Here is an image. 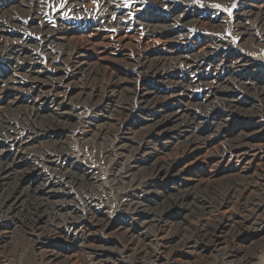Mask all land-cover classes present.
<instances>
[{"label": "rangeland", "instance_id": "1", "mask_svg": "<svg viewBox=\"0 0 264 264\" xmlns=\"http://www.w3.org/2000/svg\"><path fill=\"white\" fill-rule=\"evenodd\" d=\"M19 1L21 3H19ZM24 1L27 2L32 0ZM24 1L0 0V15L4 18L3 21H6L7 18L8 20L12 19L13 21L12 24H9V29L5 31L6 39L4 40V45H1L0 47L1 76H3L5 80L8 79L7 81L12 85L14 82H18L25 77V69L21 64L27 65L30 62L39 61L38 63L41 65H47L46 67H48V71L43 72L42 79L43 81H48V79L51 80L52 78L51 73H55L53 70L55 65H52V63L48 65V63L50 61L54 62L55 59L53 58H55L59 52L63 51L66 45L71 43L70 45L78 46L83 50L84 55L81 59L83 62H81L82 65H79L82 66L81 70L78 69L79 66H73L71 63H68L69 65L67 64V66L65 63L62 64V62L58 61L59 66L62 65L64 67L58 71L57 78H59V76H62L63 78L64 75L70 77L72 81H69L70 85L68 86H70L69 89L73 92V101H71L66 107L70 114V119H68L66 127L63 128L64 131L62 134L64 137L62 138V141L64 140L65 146L82 154L81 159L77 162L79 165H82L83 168H88V170L93 169L95 173L93 175L92 184L89 182L79 183L74 179L64 180L61 185H57L56 189L54 188L55 191L50 198L45 197L44 199L42 196H39V194H26L20 201L19 209L15 214H12V216L14 215L13 217H6L7 215L3 217V215L0 214V264H50L51 261L49 262L47 258L50 259L49 256L51 255L55 258L53 264H92L93 260L91 259L93 257L90 254V249L86 245H80V242H78L80 239H88L96 246L100 244L106 245L111 247V250L118 251L123 245L128 244V241L126 240L128 238L124 239L125 234L129 236L130 233H137L142 228L140 219H144L140 218V215L138 217L140 218L138 219V222L136 221L134 223L132 220L133 213H142V216H145L149 213H162V211H164L163 213L169 214L170 222L175 224L178 223L184 214L188 213L190 210H194L195 213H206L205 216H208L209 213H220V211H227L228 209L230 213L235 215V213L239 212L236 207L234 208V203L229 202L228 204L221 206L223 194L228 187L241 185L247 182L251 183L249 186L250 191L247 193L248 197L246 196L249 200H243L245 202L242 201L240 203V208L243 210V213L245 211V206L247 208L250 207L249 210H253V213H259L260 208L262 209L264 207V193L261 186L264 182L263 157L262 155H251V150H254V145L250 146V148L247 147L250 150V154H243L244 156L241 155L242 153L240 154L241 156H237L238 153H234L235 150L233 148V145L241 140L238 137L243 134L246 136L248 135V137L252 139L251 144H258L261 138L264 141V115L262 118L260 115H255L256 117L249 115L252 112L262 110V106H264L258 91H255L257 88H239L237 85L238 81H236L235 87L233 86L234 80L237 79L251 83L252 74H250L249 71H246L245 73L243 72V74L242 72L238 73V77L241 78L232 77V81H230V86L232 85L234 88L231 90L227 89V91L224 92L221 91L229 95H231L229 92H232L234 99L236 98L232 101L233 106L230 108L228 101L226 102L224 97L219 96L218 93H211V98L206 99L208 88L203 86L199 88L191 87L190 91L193 92L194 98L189 102L181 103L179 100L174 101L168 97V92L171 90L170 88H172L168 77H171L170 79L176 81L182 80L189 82L191 81L190 78L193 79L194 76L199 77L204 76L205 74H212L215 76L218 75L219 78H222L225 76V72L228 74L230 73V68L223 72L216 69V63H218L216 61L222 58L223 53L217 57L216 53L218 51L216 52L215 47L210 46L206 49V55H208L209 59L212 61H208V65L205 66L201 72L197 71V73L193 70H188L186 67H181L177 69V74H173V76L171 74L172 70H167L166 75L170 76L157 78L156 75L153 74V70L147 69V66L151 65V60L148 65L144 64L146 57L151 56V58H157L161 56V54H164V56L171 55L172 53H169L170 48H178L182 55L199 54L201 48L203 49V46L205 47L207 42L211 43V38L214 37V35L217 36L224 34L230 30L231 24L237 19L236 13L240 9L237 4L238 0H200V3L206 2L211 4L210 8H207L203 4H197L199 3V0H176V2H178L177 5L181 8L188 6L193 8L194 6L195 8L193 10L196 9V12L194 13V15H196L194 17L196 22H193V26H191L192 24L190 23L186 25V33H181L182 35H179L177 30L173 28L172 22L174 23V20L171 19L172 10L154 4L142 3L140 0H112L110 1V5L112 6L113 11L105 12L106 14L103 13L104 15L101 12V6L103 4L101 0H79V2H74L72 6H69L67 3L62 5L63 0H48L50 2V9L39 10L38 15L39 17L43 16V19L47 21L51 19V23L57 25L59 29L55 31L53 35L54 37L52 40L54 41L47 47L39 44L41 37L39 36V29L37 28L38 21L32 19L33 21H29L30 24L26 23L28 22L26 21L28 13L26 14L25 12L27 4L22 3ZM263 1L264 0H250L252 5L248 4V7L249 9L252 8L251 13L246 16L245 20H240L241 24H246L248 27L255 28L256 25L260 26L261 23H264L262 22L264 21V8L261 6ZM67 6L68 8H66ZM55 7H57V10L59 11L56 16L52 14V10L56 9ZM114 9H118V14L121 18L120 22L113 19L114 15H112V12L115 13ZM101 14L105 16L104 19L99 18ZM214 14L215 16L217 15V18L213 17ZM98 18L100 20H98ZM110 18L113 19L114 22L110 21ZM218 18L222 20L220 24ZM108 20L112 23H108ZM147 21L151 23L157 21V25H155L156 27L160 26L159 28L169 26V30L173 31L174 34L172 36L160 35L161 30H156L159 31V33H154V28L147 29L144 25H141L143 22ZM126 22L128 24H126ZM171 27L172 29H170ZM189 27L192 31L189 30ZM193 30L195 36L189 38V34H192ZM116 31L119 33L117 34ZM197 32H200V34ZM255 33H257V31L253 34L255 35ZM111 34L114 36H111ZM26 35L30 38L29 41L26 39ZM254 35L244 34L238 44L232 43L224 49L231 55L241 54L243 51L250 54L255 52L254 54L256 55L259 53L258 55L264 56V42L258 44V41L252 38ZM24 39L27 40V48L22 57L12 60L9 57L12 55V51H6V53L2 52L6 46L11 45L10 43L21 44L22 41V43H25ZM198 50L199 52H197ZM206 51L204 50L203 52ZM203 52L200 54H204ZM261 66L264 67V63ZM67 71L70 72L68 73ZM255 75L257 78H263L264 71H257ZM231 76L227 77L230 78ZM79 78L80 80H78ZM102 83L103 86H101ZM192 84H195V82ZM112 86L113 88H110ZM227 86H229V84ZM112 89L116 90L113 91ZM25 92L27 91L25 90ZM62 98L63 94L58 96L54 103L50 100L46 102V116L50 117L51 109L58 107V105L63 102L60 103V101L64 100V98ZM213 98L214 100H212ZM154 101L156 102L155 105ZM86 104L88 107L85 106ZM157 104L161 107L156 108ZM179 106H183L184 109L188 110V121H191L195 117V123H193V126L190 128V130H194V132L196 131V134L200 138L197 140V145L194 148L195 150L193 149L191 152H184L189 149H184L183 145L180 143V138L182 139L185 133H180L176 123H172V125H170L172 131L160 129L155 132V139L150 142V149H148L147 153H144V155L137 156V151L133 148L134 150L131 149L129 152H126L125 155L127 158L125 157L121 162L115 163L104 158L103 150L109 145H112L119 134L122 135L121 137L124 142L133 143L134 141H140L141 138L145 136V131L152 126L154 120L156 118L159 119V113L169 114L176 108L178 109ZM139 107H141V109ZM81 108L83 109V113ZM2 111L4 113L5 110L1 109V112ZM205 111L206 115L204 113ZM9 115L13 117L15 114ZM123 119L128 121V125L125 126L126 128L121 133V131L119 132V128L121 122L124 121ZM261 128H263L262 131ZM220 130L223 133H221ZM77 134L78 136H75ZM3 135L4 133L1 132L0 138H2ZM236 135L238 136L236 137ZM132 138L134 140H132ZM85 139H88L89 141H86ZM1 143L2 141L0 139V145ZM45 146L46 145H42V149H47ZM40 156L41 159L37 158ZM136 157H138V159H136ZM23 158L22 167L17 170L18 174L27 172L30 176L31 171L34 169V165H37L42 169V172L38 171L40 173L36 170V172L34 170L32 172L33 176L31 178L34 177L36 180V187L43 188L41 186H43L45 182L47 183L48 179L62 180L59 174H56L52 168H49L50 166H48L47 163L42 161V153L41 155L36 152L31 154L24 153ZM172 161H174L177 166L183 167L184 173L181 177H169L166 180H160L151 176V169L155 166L154 163H170ZM16 175L17 174L14 173L11 174V178L15 177L16 179ZM40 182H42V185ZM13 184V182L11 184L10 178L0 183V213H2L1 204H3L4 200L7 198V194L9 195L12 192ZM142 188L143 190H141ZM177 192L179 193L177 194ZM140 202L144 204H141ZM144 207L147 209H143ZM133 208L137 209L135 210ZM137 210H139V212H137ZM56 211L61 213V219H78L83 217V214L85 213L96 212L101 215V218H105V221L109 222V225L105 230L99 232L84 228L83 231L79 232L76 236L77 239H74L72 236L66 239L60 235L57 237L56 227L61 223L60 217L55 218L52 214V216H48V222L44 221L43 226L47 225L46 227L50 228L52 231L48 230L45 235L41 233L42 230H34L25 222V220H28L31 217H36L37 215L47 216L49 213H54ZM261 222H264V219L261 220ZM153 224L154 222H148L147 225L150 234L155 231ZM260 227H263V229H261L262 233L260 232L261 234L254 229H251V232L249 230L247 231L244 227L239 229L240 231L235 227L227 228L223 232L232 246L230 248L229 246L228 248L225 246L221 249L212 248L205 253L204 257L195 261V264H264V223ZM128 228H130L131 231H128ZM147 229H144L145 233L148 232ZM126 232H129V234ZM195 236L196 240V238H198L196 233ZM205 243L206 241L203 240L200 241L199 245H206ZM176 248L179 249L180 247L176 246L175 243H171L169 250H174L173 252H176ZM238 249H241L243 252H241L238 257L236 256L235 258H232V260H234L233 263L228 262L226 258H228L230 254L235 255L238 252ZM55 254H58V258L55 257ZM120 256L123 260H115L112 258L107 264H129V257H126V255L123 254Z\"/></svg>", "mask_w": 264, "mask_h": 264}, {"label": "bare ground", "instance_id": "2", "mask_svg": "<svg viewBox=\"0 0 264 264\" xmlns=\"http://www.w3.org/2000/svg\"><path fill=\"white\" fill-rule=\"evenodd\" d=\"M49 1L48 0H32V1H27V2L24 1V2H22V3H26L27 4V8L25 9V12H26V14L28 13L27 14L28 17L26 18L27 19L26 21H28V22H26V23L30 24L29 21L32 20V19H35V20L38 21L37 28L39 29V36L41 37V41H40L39 44H42L44 47L49 46L54 41V40H52L53 37H54L53 35H54L55 31H57L59 29L57 25L51 23V21H50L51 19L49 21H47V20L43 19V16L39 17V15H38L39 10H45V9L49 8V6H50V2ZM110 1H112V0H101V2L103 3V4L101 3L102 4V6H101L102 7V9H101L102 10L101 11L102 14L103 13L106 14L107 12H110L112 10V6L110 5L111 4ZM140 1L142 3H148V4H151V5L154 4V5H157L159 7H164V8L172 10L171 19L174 20V23L172 22L173 28H175L177 30L179 35L181 33L185 32V27L189 23L192 24L191 26H193V22L195 21L194 17L196 16V15H194V13L196 12V9L193 10L195 8L194 6H193V8L190 7V6L181 8L179 5H177L178 2H176V0H140ZM74 2H79V0H63L62 1V5L64 3H67L69 6H72L74 4ZM249 2H250V0H238L237 4L240 7V9L236 13L237 19L235 20L234 23L231 24L230 30L227 33H224V34H220V35H217V36L214 35V37L211 38V43L207 42L205 47L203 46V49L201 48V50H200L201 52H203L204 50L206 51V49H208L210 46H213V47H215L216 52L218 51L217 52L218 54L216 53L217 57H219L223 53L222 58L220 60L216 61L218 63H216L215 67H216V69H218V70H220L222 72L224 70L230 68L231 69L230 73L228 74V73L225 72L224 73L225 76H223L222 78H219L218 75L215 76V75H212V74H205L204 76H199V77L196 76L197 78L194 76L193 79L190 78L191 81H189V82L188 81H182V80L181 81H176V80L170 79L171 77H168L169 78V83L172 86V88H170L171 90L168 92V94H169L168 97H170L174 101L175 100L176 101L179 100L181 103L189 102L190 100H193V98H194L193 92L190 91L191 87L192 88H199V87L203 86V87H207L208 88V92L206 94V99L211 98L210 97L211 93H213V94L214 93L215 94L218 93L219 96H223L224 97V100H226V102L228 101V105L231 108L233 106L232 105L233 104L232 101L235 100L236 98L234 99V95L232 94V92H229L231 95H229L227 93L225 94L223 92L227 91V89L231 90L232 88H234L235 84H236V81H238L237 85H238L239 88H245V89L246 88H249V89L250 88H257V89H255V91H258V93L261 96V99L263 101L262 103H264V77L263 78L255 77L256 76L255 73L257 71H264V67L261 66L264 63V56L263 55H258L259 54L258 52H256V53H258L256 55V54H254L255 52L252 53L253 51L251 52L252 54L245 53V52L242 51L241 54L231 55V54H229L227 52V50L224 49V48H227L226 46H230V44H232V43L238 44V42L241 40V37L244 34L254 35L253 33L256 32V31H257V33H255V35L252 38L254 40L258 41V44H261L262 42H264V23H261L260 26L256 25V27L255 28L253 27L254 28L253 29L252 27H250V26L248 27V25H246V24L243 25L240 22V20H243V19L245 20L246 16L251 13V9L252 8L249 9L248 6L252 5V2H250V3ZM19 3H21V2L19 1ZM173 3H176V4H173ZM197 4H199V5L203 4L207 8L211 7V4H208L206 2L200 3V0H199V3H197ZM261 6L264 8V1H263V4ZM81 7H82V5H81ZM55 8H56L55 10H52V14L54 16L58 15V12H59L57 10L58 8L57 7H55ZM66 8H68V6ZM13 10H14V8H13ZM23 11H24V9H23ZM121 13H123V12H121ZM162 13H163V11H162ZM102 14H101V16L99 18L104 19L105 16H103L104 14L103 15ZM124 14H125V12H124ZM7 15H9V14H7ZM27 15H25V16H27ZM112 15H114V18L113 17H111V18H113L114 20H116L118 22L121 21L120 15L118 14V9L115 10V13L112 12ZM9 16H11V15H9ZM213 17L217 18V15L215 16V14H214ZM99 18H98V20H100ZM111 18H110V21L114 22L113 19H111ZM21 19H22V17H21ZM3 20H4V18L0 15V47H1V45H4L3 43H4V40L6 39L5 31H7L9 29V24L13 23L12 19L8 20V18H7L6 21H3ZM110 21L108 20V23H112ZM218 22L220 24V22H222V20L219 19ZM247 22H248V19H247ZM262 22H264V21H262ZM197 23H194V24H197ZM107 24H106V26H107ZM126 24H128V23L126 22ZM155 24L157 25V21H154L152 23L147 21V22H143V24H141V25H144L147 29L148 28L149 29L154 28L155 29V30H153L154 33H159V31L161 30L160 35L163 34V35L172 36L174 34L173 31L169 30V28H168L169 26L167 27V26L164 25L165 28H159L160 26L156 27ZM201 24H199V25H201ZM108 27H109V25H108ZM190 27H189V30H190ZM170 29H172V27ZM193 29H195V28H193ZM156 30H159V31H156ZM190 31H192V30H190ZM118 33L119 32H117V34ZM112 34H111V36H114ZM198 34H200V32ZM29 36H31V35H29ZM174 36H176V35H174ZM189 36H190L189 38L195 36L194 30H193L192 34H189ZM186 37H188V36H186ZM26 39L29 41L30 38H28L27 35H26ZM27 40H25V43H22L23 42L22 41L21 44H19V43H16V44L15 43H10L11 45L10 46H6L2 50V52L6 53V51H12V55L9 56L10 59H12V60H15V58L17 59L19 57H22L24 52H25V49L27 48ZM118 41H119V39H118ZM70 44L66 45L64 50L59 52V54L56 57L54 56L55 57V58H53V59H55L54 62L50 61L48 63V65L50 63H52V65H55L54 68H53L55 73H51V76H52V78L50 77L51 80H49V79H48V81H46V80L43 81L42 80L43 79V74H44L43 72L48 71V67H46L47 65H41L40 63H38L39 62L38 60H37L38 62H32V63L30 62L27 65L21 64L22 66H24V69H25V77L22 80L18 81V82H14L12 85H11V83L9 81H7L8 79L5 80L3 78V76H1L2 74L0 73V99H1L0 100V133L1 132L4 133L3 137L0 138L1 141H2V143L0 145V183L2 181L8 180L9 178L11 179V184H12V182L14 183L12 185V190H11L12 192L9 195L7 194V198L6 199L4 198L5 200H4L3 204H1L2 213H0V214H2L3 217L6 216V215H7L6 217H9V218L13 217L14 215L12 216V214H15L16 211L19 209L20 201H21L22 197L24 195H26V194H32V193L35 194V195L39 194V196H42L45 199V197L50 198L53 195V192L55 191L56 186L57 185H61L64 182V180H70V179L72 180V179H74L76 182H79V183H81V182H87V183L89 182L91 184L93 183L92 179H93V175H94L95 171L93 169L88 170V168H83L82 165H79L77 162L79 161V159H81L82 154L78 153L77 151H75L74 149H72L70 147L65 146L64 145V140L62 141V138L64 137V135L62 134L63 131H64L63 128L66 127V125H67L66 123H67L68 119H70V117H69L70 114L67 111L66 107L70 104L71 101H73V95H72L73 92L69 89L70 86H68V85H70V83H69V81L71 80L70 77H68L67 75L66 76L64 75L63 78H62V76H59V78H57L58 71H60V69L62 67H64L62 65L59 66L58 61L62 62V64L65 63L66 65L68 63H71V64H73V66L78 67L81 64V62H83V61H81V59H82V57L84 55L83 50H81L80 47L73 46V45H70ZM110 45H112V44H110ZM56 47H58V46H56ZM37 49H39V48H37ZM44 50H45V48H44ZM169 51H170L169 53H172L169 56H164V54L163 55L161 54V56H159L157 58H151V56H149V57H146V60H144V64H147V65L149 64V62L151 60V65L150 66L148 65L147 69L153 70V74L156 75L157 78H163L164 76H170V75H166L167 74L166 73L167 70H170V71L172 70L171 74L173 76V74H177V69H179L181 67H186L188 70L195 71V73H197V71L201 72V70L203 68H205V66L208 65V61H210V62L212 61V60L209 59L208 55H206L207 51L203 52L204 54H200L201 52L199 54H197V53L193 54L192 53L193 55H191V54L182 55V54H180V51L178 50V48H174V49L170 48ZM197 52H199V50ZM139 54H141V53H139ZM0 57H1V55H0ZM26 59H28V58H26ZM36 59H38V58H36ZM147 60H148V62H147ZM23 61H25V60H23ZM81 68H82V66H79L78 69L81 70ZM246 71H249L250 74H252V78H251L252 82L251 83L245 82L243 80L241 81V79H237V80H234V82H233V86L234 87L232 85L230 86V81H232L231 80L232 77H238V75H237L238 73L242 72V74H243V72L245 73ZM140 74H141V72H140ZM210 75H212V76H210ZM220 75H222V74H220ZM227 76H231V77L229 78ZM238 78H241V77H238ZM126 79H128V78H126ZM78 80H80V78ZM123 81H125V80H123ZM192 81L195 82V84H192L193 83ZM228 84H229V86H227ZM83 86H85V85H83ZM101 86H103V83H102ZM94 88H95V86H94ZM110 88H113V86L110 87ZM25 90L27 92H25ZM112 90L115 91L116 89L115 90L112 89ZM221 91H223V92H221ZM101 93H102V90H101ZM61 94H63L64 100H61L60 103L62 101L63 102L60 105H58V107H55V108L51 109L52 111H50V117L46 116L45 115L46 102H48L50 100L52 103H54L56 101V98L58 96H60ZM150 94H151V92H150ZM86 97H84V98H86ZM142 98H145V97H142ZM151 99H152V97H151ZM85 100H87V99H85ZM167 100H168V98H167ZM212 100H214V98ZM80 103H81V101H80ZM155 104H156V102L154 101V105ZM201 104H203V103H201ZM83 106H84V103H83ZM85 106H87V104ZM159 107H161V106H159L157 104L156 108H159ZM262 107H263L262 110L252 112L249 115L250 116L260 115V117L262 118V116L264 115V106H262ZM139 108L141 109V107H139ZM145 108H146V106H145ZM145 108H143V109H145ZM187 108H189V107H187ZM1 109H4L6 112L5 111H4V113H3V111L1 112ZM200 111H201V109H200ZM210 111H212V110H210ZM187 112H188L187 109H184L183 106H179V108L178 109L176 108L173 112H171V113L168 112L169 114H167V113H159V116H158L159 119L156 118L154 120L152 126L149 129L145 126L148 130L145 131V136H143V137L141 136L142 137L141 140L137 141V142L136 141H134L133 143L124 142L122 140L123 138L121 137L122 135L119 134L118 137H116V141L112 145H109L106 149L103 150L104 158L109 159L110 161L115 162V163L116 162H121L126 157V155H125L126 152H129L131 149L132 150L135 149V151H137L136 152L137 156L138 155L141 156L142 154L144 155V153H147L148 149H150L149 148L150 142H152V140L155 139V132H157V130H160V129L167 130V131L171 130L170 125H172V123H176V126L179 128L178 131L180 133L181 132L185 133V135H183V138L182 139L180 138V143L183 145L184 149H187V148H189V149L187 151H184V152H188V151L191 152V150H193L196 147L197 140L200 139V138L196 134V131L194 132V130H190L191 126H193V123H195V117L191 121H188L187 119H188V114L189 113H187ZM82 113H83V109H82ZM204 113L206 115V111ZM9 114H15V115L13 117H11ZM72 114H75V113H72ZM236 114H237V112H236ZM132 115H133V113H132ZM225 123H227V122H225ZM88 124H89V121H88ZM101 124H102V122H101ZM84 125H85V123H84ZM96 125H98V124H96ZM127 125H128V121L127 120L122 121L121 124H120L119 132L121 131V133H122V131L126 128L125 126H127ZM75 128H77V127H75ZM199 128H200V126H199ZM262 129L263 128H261V131H262ZM130 130H132V129H130ZM199 132H201V131H199ZM220 132H221V130H220ZM221 133H223V132H221ZM139 135H140V133H139ZM75 136H78V134L75 135ZM223 136H224V134H223ZM237 136L238 135H236V137ZM125 137H126V135H125ZM208 138H211V137H208ZM238 138H240L241 140H239L238 143L233 145V148L235 150L234 153H238L237 156L240 155L241 153H242L241 155H243V154L244 155H249L250 154V150L248 148H250V146L254 145L253 146L254 150L253 151L251 150V155L252 156H256V155L261 156L262 155L263 160H264V141L262 140V138L260 139L258 144H256V143L255 144H251L252 139L249 138L248 135L246 136V135L243 134V135L239 136ZM132 140H134V139L132 138ZM164 142H165V140H164ZM229 143H231V142H229ZM42 145H46L45 147L47 149H42ZM33 152L39 153L40 155L42 153V161L47 163L48 166H50L49 168H52V170L55 171L56 174H59L61 176L62 180H58V179H52V180L50 179L49 180L48 179L49 181L47 180V183L45 182L43 184V186H41L43 188L36 187L35 186L36 180L34 179V177L33 178H31V177L33 176L32 175L33 170L34 171L36 170L37 172L38 171L42 172V169L40 167H38L37 165H34V169L31 171L30 176H29V173H27V172L18 174L17 170L22 167V162H23V159H24L23 158L24 153L31 154ZM181 153H183V152H181ZM181 157H183V156H181ZM37 158L41 159V156L37 157ZM34 159H36V158H34ZM136 159H138V157H136ZM151 164H152V162H151ZM154 165H155L154 168L151 169L152 170L151 176L154 177V178L160 179V180L161 179L162 180H166L169 177L179 178L184 173L183 167L177 166V164H175L174 161H172L170 163H166V162H160L159 163V162H157V164L154 163ZM146 169H147V167H146ZM40 172H38V173H40ZM13 173L17 174L16 176L18 178L17 177H16V179H15V177L11 178V174H13ZM136 182H137V180H136ZM41 183L42 182H40V184ZM250 184H251L250 182H247V183H244V184H241V185H234L232 187H228L225 190V193L223 194V199L221 201V206H224V205L228 204L229 202L234 203V208L236 207L237 211L239 212V213H235V215L230 213V211L228 209H227V211L226 210L220 211V213H209L208 216H205L206 213H195L194 210H190V211H188V213L184 214V216L182 217V219L179 220V222L177 221L178 223L175 224V223L170 222L169 214L168 213H163L164 211H162V213H149V214H147L145 216H142V213H133L132 220H133L134 223L136 221L138 222V219H140V218L144 219V220L140 219V224H141L142 228L137 233H133V232L130 233L129 236L127 234H125L124 239L128 238V239H126L128 241V244L123 245V247L121 249H118V251L115 250L116 251L115 252L114 250L110 249L111 247H108L106 245H101L100 244V245L96 246V245H94V243L90 242V240H88V239L87 240L86 239H80L78 242H80V245H83V246L86 245L87 247H89L90 254L93 257L91 259V260H93L92 264H107V262L110 259H112V258H114L115 260H123L121 258V256H120L121 254L126 255V257L130 258L129 264H171V263H173V264H195V261L200 260L199 258L204 257L205 253L210 251L212 248L213 249H221L222 247H225V246H227L226 248H228V246H229V248L232 246V244L226 238V236L224 235V232H223L227 228L235 227V228H237L239 230V229H242L244 227V229L246 228L247 231L248 230L250 231L251 229H254L257 232H259V233L261 232L262 233L261 229H263V227H260V226L263 225V223H264V222H261V220L264 219V207L262 209L260 208L259 213H253L252 212L253 210L250 211L249 210L250 207L247 208L246 206L244 207L245 211L243 213V210L240 208V206H241L240 203L243 200L248 199L247 198L248 197L247 193L250 191V189H249L250 188L249 187ZM261 186H262V191L264 193V182L261 184ZM189 188H190V186H189ZM129 189H131V188H129ZM141 190H143V188ZM147 193H148V191H147ZM178 193L179 192H177V194ZM1 195H3V194H1ZM5 197H6V195H5ZM243 202H245V201H243ZM255 203H256V201H255ZM141 204H144V203H141ZM123 207H125V206H123ZM133 209L136 210L137 208H133ZM143 209H145V207ZM120 211H121V209H120ZM137 212H139V210H137ZM51 214L55 218L60 217L61 223H59V225H57V227H56V233L58 235L57 237H59V235H60L61 237H64L66 239L70 238L71 236L74 239H77L76 236L79 234V232L83 231L84 228L85 229H89L91 231L94 230V232H97V231L99 232V231L105 230L108 227V225H109V222H106L105 218L104 219H103V217L101 218L100 217L101 215H99V213H96V212L95 213H85V214H83V217L78 218V219H76V218H74V219H68V218L61 219V213H58V211H56L54 213H49L47 216L46 215H37L36 217H31L30 219L25 220V222H26V224H29L34 230H38V229L42 230L41 233L45 235L46 232L48 230H51V229L46 227L47 225L43 226V223H44V221L48 222V219H49L48 216H50ZM71 215H72V213H71ZM139 216H140V218H138ZM107 218H108V216H107ZM148 222H150V223L154 222L153 228L155 229V231L152 234H150L148 229H147L148 228L147 227ZM144 229H147L148 232L145 233ZM173 229H174V231H173ZM125 230H126V228H125ZM128 231H131L130 228H128ZM126 233L129 234V232H126ZM195 233L197 234V237H198V238H196V240H195V237H196ZM259 233H257V234H259ZM203 240L206 241V243H205L206 245H201V244L199 245L200 241H203ZM171 243H175V245L179 246L180 248L179 249L176 248V250H177L176 252H173L174 250H169V247H170ZM241 252H243V251L241 249H238V252L235 255H231L230 254V256H228V258H226L227 261L233 263L234 260H232V258H235L236 256L238 257V255ZM48 253H50V252H48ZM58 254H55L56 258H58ZM49 257H50V259L49 258H47V259L49 260V262L51 261L50 264H53V262H55L54 256L51 255Z\"/></svg>", "mask_w": 264, "mask_h": 264}]
</instances>
